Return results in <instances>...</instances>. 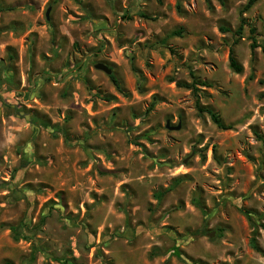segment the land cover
Here are the masks:
<instances>
[{"label": "rangeland", "instance_id": "374dc122", "mask_svg": "<svg viewBox=\"0 0 264 264\" xmlns=\"http://www.w3.org/2000/svg\"><path fill=\"white\" fill-rule=\"evenodd\" d=\"M246 2L0 0V264H264V0Z\"/></svg>", "mask_w": 264, "mask_h": 264}, {"label": "trees", "instance_id": "16d2710c", "mask_svg": "<svg viewBox=\"0 0 264 264\" xmlns=\"http://www.w3.org/2000/svg\"><path fill=\"white\" fill-rule=\"evenodd\" d=\"M256 0H247L246 4L244 5V10H247L249 7H251L254 2ZM245 25V20L243 17L239 18V24L236 27V29L232 30L230 27H220V30L222 32H231L232 35L236 36L235 41H237L238 37L241 36L242 34V30L244 28ZM255 28L254 27H250L249 28V32H250V43H249V48H250V53L253 56L255 53V49L257 47H260L262 54L264 55V45H261L257 42L256 37H255ZM180 33L179 30H174L171 32V34H178ZM228 66L229 68L235 72V73H239L242 71V66L237 62L235 56H234V51L232 46L229 47L228 49ZM110 78L114 84V86L116 87V89L120 92H123L122 87L119 83V81L112 75H110ZM260 83H262L260 81ZM177 85L180 87H184L187 89H191L192 91H195L198 89L197 85H201V86H206L207 82L205 81H199L196 78H194V76H192V80L190 82H177ZM264 95V94H262ZM195 108L197 110V113L199 115H202L203 113H206L209 116V119L211 120V122L213 124H215L218 128L220 129H229L231 128L230 124H225L222 119L220 118V116L213 111L211 108L209 107H205L203 105L200 104L198 98H196L195 100ZM252 246L257 249V246L253 243ZM98 253V251H97ZM100 255V254H99ZM174 255L180 258V253L177 249H174ZM63 264H68V262L66 260H62Z\"/></svg>", "mask_w": 264, "mask_h": 264}, {"label": "water", "instance_id": "95a60500", "mask_svg": "<svg viewBox=\"0 0 264 264\" xmlns=\"http://www.w3.org/2000/svg\"><path fill=\"white\" fill-rule=\"evenodd\" d=\"M94 68L99 69V70H102V71H104V72L107 73V74H110V73H111V70H110V69H109L104 63H102V62H98V63L94 64ZM168 123H169V122L166 121L165 126H166L167 128H169V129H171V130H175V129H178V128H179V125H176V126H169ZM207 235H208L209 237H212V236H213V232H209Z\"/></svg>", "mask_w": 264, "mask_h": 264}]
</instances>
